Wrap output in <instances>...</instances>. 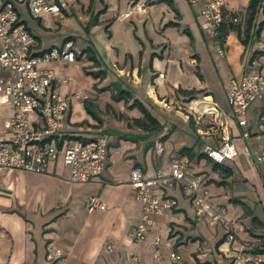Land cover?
<instances>
[{
	"label": "crops",
	"instance_id": "0c3cea01",
	"mask_svg": "<svg viewBox=\"0 0 264 264\" xmlns=\"http://www.w3.org/2000/svg\"><path fill=\"white\" fill-rule=\"evenodd\" d=\"M7 1L14 3L38 41L34 53L75 41V62L41 65L56 72L52 88L70 101L59 139L105 135L110 139V156L107 171L88 183L69 181L70 168L63 155L51 162L47 172L12 169L0 178V264H52L48 254L54 249L62 250L60 264H125L132 254L138 256L139 264H178L174 254L181 256V264L188 259L196 264H264L240 259L253 248L264 261V253L255 251L260 245L258 236L264 235V184L254 162L244 155L242 128L228 102L233 78L264 72L263 8L245 45L237 30H229L224 39L206 34L201 28L202 4L188 0H66L68 10L44 17L30 12L29 0ZM250 1L227 0L226 22L232 14L245 16ZM226 30L225 25L221 32ZM218 44L225 55L218 53ZM1 98L3 122L11 110ZM167 99L176 105L162 108ZM138 104L161 122V131L134 123L144 117ZM190 105L197 109L193 115L186 110ZM156 112L164 116L163 121ZM227 121L240 153L222 165L213 162L220 178L205 172L203 182L215 208L226 210L228 221L221 223L224 236L209 240L207 222L193 218L192 200L181 185L170 191L158 182L154 193L175 198L178 205L155 216L148 238L135 241L131 231L139 224L142 208L131 187L132 171L139 166L147 178L155 177L160 169L171 167L175 157L187 154L193 175L191 169L200 167L205 157L204 147L222 142L220 130L207 135L198 130ZM249 127L253 147L261 149L260 133L250 122ZM157 142L164 145L163 155L156 151ZM223 185L228 197L232 190L234 212L217 202ZM95 195L102 198L106 211L88 210V201ZM245 196L248 202L243 201ZM230 231L234 242L229 240ZM216 234H220L218 228ZM158 237L160 257L155 251Z\"/></svg>",
	"mask_w": 264,
	"mask_h": 264
},
{
	"label": "built area",
	"instance_id": "2783aa9c",
	"mask_svg": "<svg viewBox=\"0 0 264 264\" xmlns=\"http://www.w3.org/2000/svg\"><path fill=\"white\" fill-rule=\"evenodd\" d=\"M190 4H202L201 28L212 37H219L226 23L225 8L227 0H188ZM66 0H29V10L35 17L45 15L59 16L68 10ZM138 10L143 8L138 6ZM235 21H239L236 17ZM38 41L22 22L12 1L0 0V96L10 106L11 115L0 121V178L9 170H26L28 172H47L51 162L61 155L70 168L69 181L88 183L107 171L110 156V139L102 135L92 139L60 140L62 122L69 109V98L55 91L52 86L57 74L53 69H41V65L50 62H75L77 52L75 41L68 40L60 48H52L36 54L33 49ZM218 53L225 55V49L218 44ZM228 102L233 110V118L242 128L241 139L245 143L244 155L252 160L262 175L264 184V148L256 149L252 145V132L249 127L248 111L254 102L264 101V72L251 71L241 78L231 80ZM81 97L80 95H77ZM176 105L173 99L162 101L161 107L170 109ZM191 106V107H190ZM186 108L189 115L195 114L196 107ZM200 118L197 116V119ZM260 127L264 129V107L260 114ZM228 121L218 125H206L200 128L201 135L213 134L220 130L222 142L219 146L207 144L203 154L213 162L222 165L227 160L235 159L239 147L228 131ZM156 151L164 154V145L157 142ZM171 167L160 169L155 177L147 178L142 167L137 166L131 173L133 194L139 200L142 215L139 224L131 231V237L137 242L146 240L153 219L178 205L175 198H160L154 193V186L162 181L173 187L181 185L187 197L191 198L199 215H212L216 223L225 224L226 210H217L208 201L203 187L204 179L199 174H189L190 158L181 154L172 160ZM88 210L106 211L107 206L100 196H92L88 201ZM229 240H236L230 231ZM161 238L155 240L156 256H161L159 246ZM110 248V247H108ZM52 264H60L63 256L61 249L49 251ZM242 261L248 263L264 262L261 255L250 252L244 254ZM173 260L181 264L180 255L174 254ZM125 264H139L136 254L127 257Z\"/></svg>",
	"mask_w": 264,
	"mask_h": 264
},
{
	"label": "rangeland",
	"instance_id": "374dc122",
	"mask_svg": "<svg viewBox=\"0 0 264 264\" xmlns=\"http://www.w3.org/2000/svg\"><path fill=\"white\" fill-rule=\"evenodd\" d=\"M260 18L264 19V12L261 13ZM262 31L264 32V25H263ZM148 36H149V45H150V38H151L150 32H149ZM81 38H82V36L80 37L77 35V39L80 40ZM263 107H264V101L263 102H260V101L254 102L253 105L251 106V108L249 109L248 116H247V118H249V122H250L251 126L253 127V130H257L261 135V138L258 139L257 141H260L262 148H264V129L260 127V118L259 117H260V114L262 112ZM156 113H158L160 115V117H161L160 119L163 121L164 116L161 115L159 112H156ZM201 163L202 164L200 167H198L194 170L191 169V173L199 174L201 177H203L205 183H206V177H204V175H206L205 172L212 174V176L215 177L216 179L220 178L218 173L213 170L214 163L212 160H209L205 156L202 159ZM161 183H162V181H159V184H161ZM168 189L170 191H173L172 187H170V186H168ZM216 189L218 190V188H216L214 186V190H216ZM218 192L221 194H218L216 196L217 202H219L221 204L225 203L228 206L229 211L234 212L235 211V205L233 202L234 199H232V190H231V192L228 191L229 192L228 194H230V197L227 196L226 188L224 185L220 186V190H218ZM176 193H177L178 197L181 198L182 194L180 195V192H178V191H176ZM235 195H237V193H235ZM235 197H237V196H235ZM207 199H208V201H211V202L213 201V198H212L210 193L207 195ZM242 199H243V201H247V202L249 201L248 196H245ZM238 207L242 208L243 206L238 205ZM192 210H193V212H192L193 218H195V219L198 218L200 220H204L207 222V224L206 223H204V224H205V232H206V234L209 235V240L214 239V241H217L218 239H220L224 236V233L226 230L223 228L221 223H216L213 220L211 214L207 215V216H200V215L198 216V212H197V209L195 206H193ZM217 228L219 229L220 234H216ZM185 264H196V263L194 262V260L188 259V262Z\"/></svg>",
	"mask_w": 264,
	"mask_h": 264
},
{
	"label": "trees",
	"instance_id": "16d2710c",
	"mask_svg": "<svg viewBox=\"0 0 264 264\" xmlns=\"http://www.w3.org/2000/svg\"><path fill=\"white\" fill-rule=\"evenodd\" d=\"M263 8L264 11V0H251L249 2V6L247 9V12L245 14V16L240 15V14H232L229 17L228 22H226V24H224V26L226 25L227 30L224 32H220V38L224 39L227 37L228 35V31L230 30H237L239 35H240V39L241 41L246 45V43L248 42V40L250 39V36L252 34L251 30L255 24V22L257 21V16L259 13V9ZM238 18L239 21H235L234 18ZM264 25V21L260 24V29L262 28V26ZM223 26V27H224ZM244 26V36L242 33V29L241 27ZM222 31V30H221ZM139 108H141L144 117L138 120H135L134 123H137L138 125H140L142 128L150 130L152 132H158L161 131L163 129V126L161 124V122H159L152 114L149 110H147V108L143 107L142 105L138 104ZM216 166H219V164L215 163ZM226 170H228L226 168ZM256 220V219H254ZM258 238L260 239V245H258L257 249H255L256 252H261L264 253V249L261 248L262 246H264V235H259Z\"/></svg>",
	"mask_w": 264,
	"mask_h": 264
}]
</instances>
